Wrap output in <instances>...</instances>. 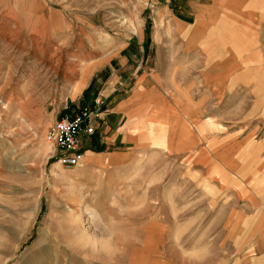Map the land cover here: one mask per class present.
Returning <instances> with one entry per match:
<instances>
[{"label": "rangeland", "instance_id": "rangeland-1", "mask_svg": "<svg viewBox=\"0 0 264 264\" xmlns=\"http://www.w3.org/2000/svg\"><path fill=\"white\" fill-rule=\"evenodd\" d=\"M166 2L0 0V264H264V255L250 249L262 209L212 155L239 135L264 136L262 114L245 118L236 106L249 87L246 71L264 68V0L234 1L255 11V22L230 11L224 24L216 16L212 37L226 33L230 45L248 38L252 58L218 93L201 87L210 90L205 114L214 126L200 127L205 119L194 128L197 143L168 154L164 129L143 126L134 129L145 134L128 159L103 154L122 147L107 149L97 132L89 162L63 167L51 159L50 125L70 115L71 103L73 111L90 102L86 92L72 96L77 78L89 77L122 42L131 41L145 63L175 41L161 9L186 17L187 7ZM59 57L56 66L49 61ZM71 57L79 70L64 78Z\"/></svg>", "mask_w": 264, "mask_h": 264}, {"label": "crops", "instance_id": "crops-1", "mask_svg": "<svg viewBox=\"0 0 264 264\" xmlns=\"http://www.w3.org/2000/svg\"><path fill=\"white\" fill-rule=\"evenodd\" d=\"M184 1L186 17L161 9L165 10L161 16L169 18L174 25L176 37L175 41L167 40L164 55L159 52L152 61L144 63L143 57L135 56L129 49L131 41L122 42L124 45L119 47L118 53L109 56L90 73L77 95L86 92L90 102L73 111L71 103L70 115L84 106L96 112L94 133L100 136V144L107 149L116 148V145V149L122 147L119 151L103 154L118 153L127 159L132 157L133 152L128 150L139 143L141 134H145L134 129L143 126L164 129L168 154H177L197 143L194 128L205 119L200 127L214 126L208 118L210 116L205 114L209 110L205 106L206 95L211 89L218 93L223 81L236 74V70L252 58L251 40H236L230 45L226 33L214 38L211 28L215 21L218 22L216 16L222 17L220 23H223L229 11L234 18L247 19L245 17L249 15L255 22L260 18L253 14L255 11L249 14L250 10L236 6L235 0ZM248 6L252 8V5ZM237 22L243 23L239 19ZM231 23L237 27L235 30H246L233 21ZM138 44L141 51L142 40L137 41ZM254 72L246 71L244 79L249 87L242 92L244 99L240 98L236 103L237 107L244 108L242 116L245 118L257 113L264 117V68L257 67ZM205 85L210 89L208 93L201 91ZM242 94L238 93V96L242 97ZM93 134L81 136L85 156L88 152L94 154L91 147ZM212 155L223 169L244 184L247 201L262 209L260 218L250 231V249L254 254L264 255V136L239 135L227 145L213 149Z\"/></svg>", "mask_w": 264, "mask_h": 264}, {"label": "built area", "instance_id": "built-area-1", "mask_svg": "<svg viewBox=\"0 0 264 264\" xmlns=\"http://www.w3.org/2000/svg\"><path fill=\"white\" fill-rule=\"evenodd\" d=\"M96 112L88 106L74 111L72 115L57 117L45 134L54 147L51 159L63 167H78L84 161L81 136L94 133Z\"/></svg>", "mask_w": 264, "mask_h": 264}, {"label": "bare ground", "instance_id": "bare-ground-1", "mask_svg": "<svg viewBox=\"0 0 264 264\" xmlns=\"http://www.w3.org/2000/svg\"><path fill=\"white\" fill-rule=\"evenodd\" d=\"M109 40V38L107 37V36H105V38H104V41L105 42H107ZM103 41V42H104ZM109 42V41H108ZM123 46V44L122 45H120L119 47H122ZM40 51V50H39ZM42 53V52H41ZM69 59V61H67ZM61 57H59L58 59H55L54 60V58H50L49 59V61H55L56 62V64H55V66L56 65H58V64H60V62H61ZM79 60V59H78ZM76 58H67V59H65V63H64V65H63V69L65 68V71H63L64 73H65V75H64V78H66V74H70V75H72V73H77V70H79V69H76V67L77 66H79L80 65V63H79V61H78ZM53 69L55 68V67H52ZM72 68H73V71H72ZM56 69V68H55ZM54 69V70H55ZM81 76V75H80ZM70 77V76H69ZM42 78V77H41ZM87 79H88V76H83L82 75V77H79V78H77V80L74 82V83H72V89H71V92H72V96L73 97H75L76 95H78L80 92H81V90H82V88L85 86V83H86V81H87ZM71 80V79H70ZM29 86V85H28ZM27 91V90H26ZM21 95V94H20ZM28 99H30V98H28ZM21 103V102H20ZM87 155H89V156H87ZM87 155L86 156H84V160H86V161H88L89 162V157H91L90 156V154L89 153H87ZM97 157V156H96ZM100 158V157H99ZM99 161V160H98ZM91 162V161H90ZM97 162V161H96ZM95 162V163H96ZM97 166H99V165H97ZM103 167V164H101L100 165V168H102ZM75 222H77L76 220H75Z\"/></svg>", "mask_w": 264, "mask_h": 264}]
</instances>
